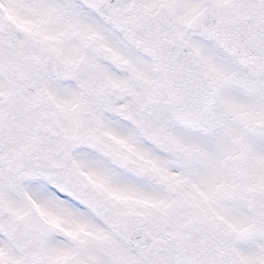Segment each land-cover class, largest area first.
<instances>
[{"label": "snow or ice", "instance_id": "snow-or-ice-1", "mask_svg": "<svg viewBox=\"0 0 264 264\" xmlns=\"http://www.w3.org/2000/svg\"><path fill=\"white\" fill-rule=\"evenodd\" d=\"M0 264H264V0H0Z\"/></svg>", "mask_w": 264, "mask_h": 264}]
</instances>
